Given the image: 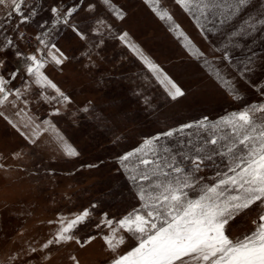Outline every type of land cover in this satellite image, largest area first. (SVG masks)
<instances>
[{"label": "rangeland", "instance_id": "1", "mask_svg": "<svg viewBox=\"0 0 264 264\" xmlns=\"http://www.w3.org/2000/svg\"><path fill=\"white\" fill-rule=\"evenodd\" d=\"M27 3L31 7L33 0ZM35 3L42 10L28 24H20L17 16L8 17L9 10L0 6V28L15 42L11 51L0 45L7 53L0 57L5 60L0 74L10 80L7 88L11 93L0 105V264H108L114 254L103 236L109 229L94 225L102 214L116 220L138 206L130 191L134 186L119 157L140 147L145 139L204 117L218 120L246 104L264 102V96L242 74V65L222 60L220 37L201 32L175 0H159L160 7L203 53L199 58L183 46L182 39L145 0H112L125 14L123 20L117 19L103 0ZM60 4L77 6L67 25H54L48 10ZM45 32L50 33L45 38L49 47L55 43L66 57L61 65L44 55L47 49L37 37ZM123 32H128L182 89L183 96L172 99L167 94L139 58L119 41L117 37ZM16 49L47 59L42 71L68 101H45L43 96L54 97L56 93L34 84L23 71L21 58L13 55ZM17 69L12 80L10 73ZM217 70L238 89L241 101L233 99L229 87L217 78ZM256 78H264V72L257 70ZM35 125L39 132L34 137ZM65 143L78 155L68 156ZM201 175L212 173L206 170ZM85 209L91 215L74 232L82 243L73 240L43 248L54 237L60 217L73 219ZM256 219L253 206L226 226V234L232 239L242 237L254 230ZM88 237L94 239L87 242ZM32 248L37 251L32 252ZM126 250L122 246L119 253Z\"/></svg>", "mask_w": 264, "mask_h": 264}, {"label": "snow or ice", "instance_id": "2", "mask_svg": "<svg viewBox=\"0 0 264 264\" xmlns=\"http://www.w3.org/2000/svg\"><path fill=\"white\" fill-rule=\"evenodd\" d=\"M145 3L182 39L183 46L192 55L198 58L203 55L172 15L160 7L159 0H145ZM175 3L201 32L220 37L223 44L218 51L222 53V60L235 63L237 67L242 65V74L264 96V78L253 79L257 70L264 72V52L258 54L259 49H264V0H175ZM103 4L117 19H124L125 14L112 0H103ZM0 6L9 10L8 17L17 16L20 24H28L42 10L35 0L31 7L27 0H0ZM48 10L54 25L61 22L67 25L77 12V6L60 4ZM108 27L111 30V26ZM16 31L19 33L18 28ZM73 31L84 39L75 26ZM0 35H3L2 28ZM49 35L45 32L37 40L47 49L44 55L61 65L66 57L55 43L49 47L45 40ZM117 38L139 58L172 99L184 95L128 32ZM0 45L11 51L15 42L3 35ZM6 54L0 49V57ZM13 55L21 58L23 71L33 78L35 85L54 90V97H42L45 101L57 98L68 101L64 92L42 71L47 59L24 55L19 49ZM204 62L208 64L207 60ZM4 66L5 60L0 58V68ZM18 71L10 73L12 80L16 79ZM216 76L229 87L233 99H243L218 70ZM9 83L10 80L0 74V105L5 104L11 94L7 88ZM15 94L19 97L20 91L17 89ZM38 132L39 126L35 125L34 137ZM64 151L68 156L78 155L67 143ZM119 163L129 174L134 186L130 191L138 206L116 220L102 214L101 221L94 225L98 229L102 226L109 229V234L103 236L108 250L114 254L108 264H264V102L246 104L215 121L204 117L145 139L140 147L120 156ZM206 170L212 175H201ZM253 206L257 209L254 230L242 237L230 238L226 226ZM90 215L85 209L73 219L60 217L54 237L44 243L43 248L73 240L82 243L74 232L86 224ZM121 232L124 234H119ZM92 239L94 237H88L87 242ZM122 246L127 250L121 254Z\"/></svg>", "mask_w": 264, "mask_h": 264}, {"label": "water", "instance_id": "3", "mask_svg": "<svg viewBox=\"0 0 264 264\" xmlns=\"http://www.w3.org/2000/svg\"><path fill=\"white\" fill-rule=\"evenodd\" d=\"M54 25H51V27H49V28H52Z\"/></svg>", "mask_w": 264, "mask_h": 264}, {"label": "built area", "instance_id": "4", "mask_svg": "<svg viewBox=\"0 0 264 264\" xmlns=\"http://www.w3.org/2000/svg\"><path fill=\"white\" fill-rule=\"evenodd\" d=\"M35 42V41H34Z\"/></svg>", "mask_w": 264, "mask_h": 264}]
</instances>
